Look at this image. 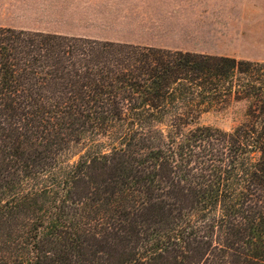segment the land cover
Returning a JSON list of instances; mask_svg holds the SVG:
<instances>
[{
  "label": "trees",
  "instance_id": "trees-1",
  "mask_svg": "<svg viewBox=\"0 0 264 264\" xmlns=\"http://www.w3.org/2000/svg\"><path fill=\"white\" fill-rule=\"evenodd\" d=\"M0 264H264V62L0 26Z\"/></svg>",
  "mask_w": 264,
  "mask_h": 264
},
{
  "label": "crops",
  "instance_id": "crops-1",
  "mask_svg": "<svg viewBox=\"0 0 264 264\" xmlns=\"http://www.w3.org/2000/svg\"><path fill=\"white\" fill-rule=\"evenodd\" d=\"M9 2V0H7ZM14 4V0H11ZM12 6L13 22L0 26L85 37L99 41L137 44L212 56L264 60V50L253 26L223 22L218 8L204 0H19ZM17 1V2H19ZM49 20L69 23L46 24ZM27 20V22L16 21Z\"/></svg>",
  "mask_w": 264,
  "mask_h": 264
},
{
  "label": "rangeland",
  "instance_id": "rangeland-1",
  "mask_svg": "<svg viewBox=\"0 0 264 264\" xmlns=\"http://www.w3.org/2000/svg\"><path fill=\"white\" fill-rule=\"evenodd\" d=\"M19 0H14V4L9 0H0V24L10 23L12 21L11 15H9V10L12 6L20 8L21 3ZM205 3H210L211 5L218 8L215 11L216 14L220 15V19L223 22H228L226 16L231 15L232 25L240 26L241 24H247L248 27L253 26V30L257 32L260 38V31L263 32L264 41V0H204ZM23 21V20H16ZM46 24L53 23H66L68 20H49L46 19ZM23 22H27L24 20ZM258 53L264 56V50H255L254 54ZM251 61V60H250ZM254 61V60H252ZM258 62H264V60H256ZM246 113V106L243 102L230 101L228 104L217 105L207 112L200 115L198 122L201 125H208L212 127L219 128L224 131H232L240 122L244 120ZM80 146H73L69 152L68 158L74 161L78 158V152Z\"/></svg>",
  "mask_w": 264,
  "mask_h": 264
}]
</instances>
